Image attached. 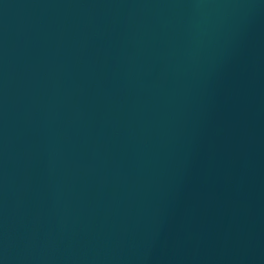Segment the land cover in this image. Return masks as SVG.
I'll return each instance as SVG.
<instances>
[{"label": "water", "instance_id": "1", "mask_svg": "<svg viewBox=\"0 0 264 264\" xmlns=\"http://www.w3.org/2000/svg\"><path fill=\"white\" fill-rule=\"evenodd\" d=\"M0 264H264V0H0Z\"/></svg>", "mask_w": 264, "mask_h": 264}]
</instances>
